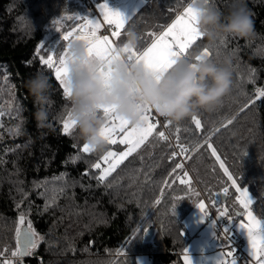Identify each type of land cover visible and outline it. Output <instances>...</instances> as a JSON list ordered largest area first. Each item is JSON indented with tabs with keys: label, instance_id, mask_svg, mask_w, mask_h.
<instances>
[{
	"label": "trees",
	"instance_id": "16d2710c",
	"mask_svg": "<svg viewBox=\"0 0 264 264\" xmlns=\"http://www.w3.org/2000/svg\"><path fill=\"white\" fill-rule=\"evenodd\" d=\"M102 1L97 0V4ZM145 2L120 30L118 43L122 44L127 30L134 27L143 48L150 43L147 34L159 32L160 26L170 23L177 9L187 4V0ZM233 2L214 0V6L226 16ZM246 4L254 34L248 39L226 37L210 49L214 58L217 53L232 58L230 91L216 109L196 115L202 122L200 129L191 118L167 128L174 141L177 136L188 146L200 141V149L182 156L183 163L180 156L169 159L175 148L171 140L151 137L108 177L99 180L100 170L91 165L102 163L101 154L85 153L75 129L71 134L63 133L70 101L54 72L39 60L40 55L53 53L57 59L67 45L60 42L64 33L83 22L67 16L95 13L84 0H0V114L4 111L0 117V260L7 257L16 264H138V256L147 255L151 264H186L184 249L191 242L186 220L200 201L204 202L207 222V204L235 222L243 215L236 187L227 180L205 140L217 149L237 185L251 193V210L264 220V98L257 94V89L264 88V0H246ZM57 19L60 24H53ZM59 46L61 50H56ZM203 47H208L204 36L192 52ZM38 48H42L39 55ZM40 71L52 83L45 126H38L34 98L25 87ZM16 126L19 134L12 131ZM108 148L125 149L119 143ZM174 161L184 165L177 173L187 184L168 175ZM163 180L169 183L162 184ZM224 187L229 189L226 194ZM21 214L26 218L24 224L19 223ZM28 221L38 234L37 247L31 255L11 257L17 246L16 227L26 228ZM143 228L153 232L150 240L145 239L147 232L139 231Z\"/></svg>",
	"mask_w": 264,
	"mask_h": 264
},
{
	"label": "clouds",
	"instance_id": "9594fccd",
	"mask_svg": "<svg viewBox=\"0 0 264 264\" xmlns=\"http://www.w3.org/2000/svg\"><path fill=\"white\" fill-rule=\"evenodd\" d=\"M195 11L197 25L207 38L208 48L226 37L248 39L254 34V22L246 0H234L225 16L214 6V0H187ZM128 49L139 47L135 28H129L122 42ZM121 45H118V49ZM67 83L70 106L65 114L75 121L76 138L94 152L103 154L108 143L101 135L105 126L103 109L114 108L118 116L139 123L146 109L173 123L196 116L201 110L212 111L232 87V58L229 54L214 58L202 56L199 61L180 58L158 80L143 62L129 61L122 52L111 62L108 80L101 73V62L90 57L88 42L72 40L68 53ZM34 98V118L38 126L49 120L52 83L44 72H36L25 83Z\"/></svg>",
	"mask_w": 264,
	"mask_h": 264
},
{
	"label": "snow or ice",
	"instance_id": "6c2138e0",
	"mask_svg": "<svg viewBox=\"0 0 264 264\" xmlns=\"http://www.w3.org/2000/svg\"><path fill=\"white\" fill-rule=\"evenodd\" d=\"M144 3V0H140V4ZM97 8L103 16L104 21L108 25H114L115 31L111 32L112 37H120L121 29L125 27L126 22L130 19V16L124 15L121 11L114 9L109 6L107 0L103 3H98ZM69 20L83 21L82 23H77L71 31H67L63 35V41L67 42V45L63 47L62 52L59 54L58 58L54 60V55H40V63L46 66L48 69L54 72L55 79L58 81L62 88L63 95L65 97L70 96V88L67 83L68 75V53L69 47L72 40H85L88 42V53L90 57H94L101 62V73L105 76L107 81L111 74V62L114 59H118L119 53H123L127 56V59L132 62L140 63L143 62L146 69L151 71L157 78V80L168 70H170L180 58H192L199 61L202 56H211L212 53L208 47H203L202 50H198L195 53L192 52V48L195 46L196 42L200 37L203 36L201 33L197 21L195 18V11L190 5L183 6L182 10L177 9L175 18L172 19L167 25L160 26V31L148 33L149 41L143 48H133L128 49L126 45L118 42H114L108 35H99L98 30L101 28V23L93 18L87 16L81 17L77 15H69L66 17ZM53 24H60V20L57 19ZM118 45H121L118 49ZM42 48L37 49V54ZM218 54V53H217ZM257 94L259 97L264 98V88L257 89ZM250 102V101H249ZM247 104L245 105V107ZM105 116V126L101 130V135L105 138L108 145H125L126 149L123 151H112L109 148L101 154L99 161L103 162L106 167L101 168L100 162H95L91 165L96 169L100 170L99 180H104L108 177L117 166H119L126 158H128L133 153L137 152L145 142L149 141L151 137H155L157 140L169 142V136L166 131L161 130L172 126L171 121L165 120L160 121L153 118V111L151 108L146 109L143 113L139 123H130L123 117L116 114L114 108L103 109ZM156 113V112H155ZM191 120L195 124L196 129L202 127V122L197 116L191 117ZM228 123L231 124L232 120L229 119ZM75 128V121L71 120L69 116L62 122V131L64 134H71L72 130ZM14 134H19V126L12 129ZM179 132V128L176 129ZM206 147L210 150L211 155L216 158L219 162V167L223 170L224 175L227 177L228 181H231L232 185L236 187V192L240 193L236 197L237 201L244 208L243 215L247 218V223L241 221L239 227L246 230L249 246V256L253 258L255 264H264V220L258 219L253 211L250 210V205L252 204V199L249 197L248 190H242L234 178V174L230 172L229 168L226 167L225 162L221 160L220 156L217 154V149L208 140L204 141ZM169 147H172L169 144ZM201 147L200 141H194L191 146H188L180 141L179 136L176 138V147L169 154V159L178 156H187V154L192 151H197ZM178 148V150H177ZM83 151L85 153L93 152V149L86 143L83 144ZM78 159L74 157L73 160ZM184 165L180 162L174 161V167H172L171 172L168 174L173 177L174 180L179 179L181 184H187L188 181L182 179L177 173V170H183ZM187 171H183V177H187ZM162 184L167 185L168 180L161 181ZM228 187L223 188V192L228 193ZM194 195H199V193H193ZM160 195H164L163 188L160 189ZM176 199H181L176 197ZM159 203V199L155 201ZM197 207L201 210L204 217H207V212L204 211L205 205L203 201L197 204ZM173 214L176 215V205L173 204ZM221 216L226 215L225 212H220ZM25 216L21 214L19 216V223L24 224ZM143 233L147 232V228L139 230ZM228 232L227 229L224 230ZM17 246L11 251V257H24L26 255H31L32 251L37 247L38 234L34 231L32 224L28 221L26 228L16 227L15 230ZM230 244V241H229ZM187 253V248L184 249ZM2 255V253H0ZM227 257H233L231 251L221 254V259L218 264H238V261L233 257L230 261L225 259ZM186 264H192V260L186 255L184 257ZM0 264H16L15 261L5 257L0 260Z\"/></svg>",
	"mask_w": 264,
	"mask_h": 264
},
{
	"label": "rangeland",
	"instance_id": "374dc122",
	"mask_svg": "<svg viewBox=\"0 0 264 264\" xmlns=\"http://www.w3.org/2000/svg\"><path fill=\"white\" fill-rule=\"evenodd\" d=\"M102 2H105V0H103ZM107 2L109 3L110 7H113L114 9L121 11L126 16H130V19L145 5V0H144V3L142 4H140V0H107ZM99 16L103 18L102 14L97 8V14L92 15V17L93 19L100 21ZM60 42H63V38L61 39ZM59 49H60V46L56 50H59ZM3 113L0 114V117ZM123 146L126 149V146L125 145ZM103 167H106V165L102 162L101 168ZM248 194H249V197L252 199V204H253V197L249 191H248ZM238 195H240V193H238ZM252 204L250 205V210H251ZM240 208L244 213L245 210L242 205H240ZM204 211H205V208H204ZM187 219L194 220V222H190V220H186L188 233H189V236L191 237V242L187 246L188 252L186 254L192 260V264H211V263L218 264L216 256L211 254L212 247L218 244L214 223L210 221L207 222L206 217L203 216V213L197 206H195L193 208V211L189 213V215L187 216ZM241 221H243L244 223H247V218L245 215H242V218L235 222L234 228L247 239V246L245 250L247 254L249 255V246H248V238H247L246 230L241 229L239 227V224L241 223ZM221 254L222 252L219 253L220 257H221ZM138 264H151V260L149 256L147 255H140L138 256Z\"/></svg>",
	"mask_w": 264,
	"mask_h": 264
},
{
	"label": "built area",
	"instance_id": "2783aa9c",
	"mask_svg": "<svg viewBox=\"0 0 264 264\" xmlns=\"http://www.w3.org/2000/svg\"><path fill=\"white\" fill-rule=\"evenodd\" d=\"M88 8L97 14V0H84ZM114 25H108L107 22L101 20V28L98 30V34L108 35L110 39H112L115 42V37L111 36V32L115 31ZM155 119H158L160 121H165L162 117H160L157 113L153 112L152 114ZM166 131V134L169 136V140L172 141L173 145L176 147V141H174L169 133L168 129L164 128ZM178 150V148H177ZM182 158V162L185 163L184 158ZM208 208V214L209 219L211 222L214 223L215 231L217 234V248L214 251V255L216 256V259L219 261L221 257L219 256V253H227L231 251L233 253V257H235L238 261V264H255L253 258H251L247 252H246V246H247V239L237 232L234 228L235 221L233 217L229 215H218L215 213V211L207 204ZM227 229L228 232H225L224 230ZM230 241V244H229ZM233 257H227L225 256V259L230 261Z\"/></svg>",
	"mask_w": 264,
	"mask_h": 264
},
{
	"label": "crops",
	"instance_id": "0c3cea01",
	"mask_svg": "<svg viewBox=\"0 0 264 264\" xmlns=\"http://www.w3.org/2000/svg\"><path fill=\"white\" fill-rule=\"evenodd\" d=\"M102 3H103V2H102ZM145 3H146V2H145ZM88 12H89V11H86V13H83V14H82V17L87 16V17H89V18H93V17H92V14H91L90 12H89V13H88ZM99 18H100V21H99V22H101V20L104 21V19H103L102 17L99 16ZM129 20H130V19H129ZM129 20H128V21H129ZM105 22H106V21H105ZM127 23H128V22H127ZM127 23H126V24H127ZM126 24H125V25H126ZM121 30H122V29H121ZM117 38H118V37H115V42H117ZM201 215H202V214H201ZM187 220H190V222H194V220H191V219H187ZM216 248H217V245H215L214 247H212V253H211L212 255H214L213 253H214V251H215ZM186 255H187V254H186V252H185L184 256H186ZM187 256H188V255H187ZM211 264H212V263H211Z\"/></svg>",
	"mask_w": 264,
	"mask_h": 264
},
{
	"label": "water",
	"instance_id": "95a60500",
	"mask_svg": "<svg viewBox=\"0 0 264 264\" xmlns=\"http://www.w3.org/2000/svg\"><path fill=\"white\" fill-rule=\"evenodd\" d=\"M220 196H221V198H222L223 201H226L227 196L225 194L222 193V194H220ZM152 235H153V232L149 230L147 232L146 236H145V239L146 240H150L152 238Z\"/></svg>",
	"mask_w": 264,
	"mask_h": 264
}]
</instances>
